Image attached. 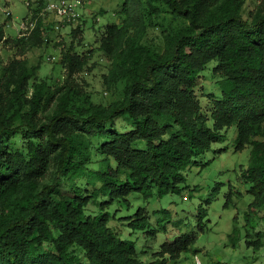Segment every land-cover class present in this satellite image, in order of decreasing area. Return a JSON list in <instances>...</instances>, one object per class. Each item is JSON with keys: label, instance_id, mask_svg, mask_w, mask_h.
I'll return each instance as SVG.
<instances>
[{"label": "trees", "instance_id": "16d2710c", "mask_svg": "<svg viewBox=\"0 0 264 264\" xmlns=\"http://www.w3.org/2000/svg\"><path fill=\"white\" fill-rule=\"evenodd\" d=\"M244 1L124 0L126 8H164L185 22L171 26L160 51L126 36L125 23L107 26L102 47L113 60L111 75L125 79L124 96L108 104L94 103L75 82L87 59L72 52L73 43L63 54L67 78L57 94L45 80L34 81L30 93L37 65L15 58L3 67L0 264H177L197 232L209 229L203 205L196 220L173 218L167 206L150 215L139 206L121 211L134 199L182 194L187 172L209 164L200 162L230 126L237 130V150L251 146L238 177L253 199L244 212L245 230L235 223L229 236L234 245L244 238L247 246H264L260 233L249 237L257 224L253 214L264 207V0L248 17ZM38 2L35 13L44 4ZM84 24L71 29L74 38H81ZM5 39L0 24V45ZM25 40L48 41L40 22L16 42ZM214 60L220 96L207 116L195 88ZM119 118L126 121L123 128L117 127ZM18 133L24 147L14 149L9 138ZM227 196L225 206L233 191ZM169 223L181 232L164 240L153 259H142L148 247L138 246L139 234L155 237Z\"/></svg>", "mask_w": 264, "mask_h": 264}, {"label": "rangeland", "instance_id": "374dc122", "mask_svg": "<svg viewBox=\"0 0 264 264\" xmlns=\"http://www.w3.org/2000/svg\"><path fill=\"white\" fill-rule=\"evenodd\" d=\"M39 0H0V24L4 25L5 39L0 45V72L3 67L15 58L24 59L29 66L37 65L36 76L30 79V93L34 81L45 80L51 92L57 94L67 78V65L63 62V54L71 48L81 56H86L84 67L76 71L74 80L94 103L108 104L124 96L125 79L113 80L111 70L113 60L108 56L102 43L106 38L107 26L117 24L127 26L126 36L135 40L137 44L147 45L152 51L163 50L167 34L171 26L183 24L182 18H175L169 10L160 8L149 13L143 6L131 3L126 8L124 0H83L84 5L79 7L78 18L70 25H65L58 31L49 29L46 32L48 41L33 45L32 40L16 42L21 20L27 15L42 12L49 0L36 13L32 10ZM262 0H245L242 8L243 16L248 17ZM84 22L82 32L74 38L71 29L78 23ZM17 37V38H16ZM216 61H211L200 73L196 84V98L200 102L201 112L209 116L214 99L220 96L217 85L218 76L213 67ZM44 110L40 115L43 116ZM46 114V113H45ZM211 123V120H209ZM126 125L124 118L117 119V127ZM223 139L214 144V150L207 153L201 162L209 160V164L194 165L187 172L188 188L182 194L169 193L162 199L140 198L132 200L131 207L121 213H132L136 208L144 207L147 214L153 208L167 206L172 211L173 218L191 216L196 220L198 208L203 205L209 217V229L197 232L198 239L188 252H183L177 264H264V246L259 249L254 245L247 246L241 238L235 245L229 234L233 225L237 223L245 230L244 212L252 201V195L247 191L248 184L239 180L242 167L247 166L250 158L251 146L237 150L234 146L237 130L230 126L222 130ZM14 149L24 147L21 133L9 138ZM91 163L90 166H94ZM233 191L232 201L225 206L227 194ZM257 224L252 230L250 238L257 236L264 240V207L253 214ZM196 222V221H194ZM119 230L127 234L128 230L117 224ZM191 228V227H190ZM191 230V229H188ZM171 232V233H170ZM181 232L169 223L166 229H160L155 237L147 238L144 233L139 234L138 246L147 245L148 252L141 258L149 261L153 259L160 244L171 237L173 233ZM257 233H260L259 236ZM257 237V238H258Z\"/></svg>", "mask_w": 264, "mask_h": 264}, {"label": "built area", "instance_id": "2783aa9c", "mask_svg": "<svg viewBox=\"0 0 264 264\" xmlns=\"http://www.w3.org/2000/svg\"><path fill=\"white\" fill-rule=\"evenodd\" d=\"M83 5V0H49L41 13L27 15L21 20L18 34L27 38L40 22L42 34L47 38L46 32L49 29L58 31L65 25L73 23L79 16V7Z\"/></svg>", "mask_w": 264, "mask_h": 264}]
</instances>
